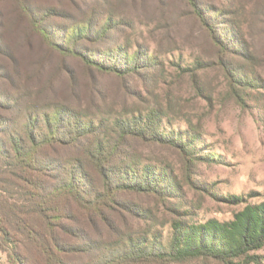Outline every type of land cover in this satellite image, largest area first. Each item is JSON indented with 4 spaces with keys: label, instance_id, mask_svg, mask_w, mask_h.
Listing matches in <instances>:
<instances>
[{
    "label": "rangeland",
    "instance_id": "rangeland-1",
    "mask_svg": "<svg viewBox=\"0 0 264 264\" xmlns=\"http://www.w3.org/2000/svg\"><path fill=\"white\" fill-rule=\"evenodd\" d=\"M40 3L67 15L54 17L49 23L53 26L87 21L93 31L99 29L97 36L80 40L76 50L112 52L120 66L138 54L141 66L115 77L85 67L77 56L58 53L31 32L6 35L0 91L15 103L19 125L28 112L38 116L56 104L96 122L155 111L160 132L180 136L187 144L184 154L180 147L129 140L127 150L135 151L141 163L161 165L172 180H163L162 185H170L167 195H127L125 201L137 212L118 214L117 221L126 222L122 229L145 232L149 238L157 235L166 246L176 220L225 221L246 203L264 200V0ZM6 175L0 164V188ZM11 191L19 196L15 187ZM6 195L0 190L2 199ZM230 195L242 196V201L229 200ZM3 204L0 211L6 212ZM12 237L27 264H44L24 234ZM252 254L264 263V246ZM73 262L89 264L90 256L74 257ZM236 262L257 264L249 258ZM0 264H10L2 250ZM138 264L225 263L199 256Z\"/></svg>",
    "mask_w": 264,
    "mask_h": 264
},
{
    "label": "trees",
    "instance_id": "trees-1",
    "mask_svg": "<svg viewBox=\"0 0 264 264\" xmlns=\"http://www.w3.org/2000/svg\"><path fill=\"white\" fill-rule=\"evenodd\" d=\"M66 16L64 11L42 6L40 0H0V54L4 55L1 47L6 35L23 36L27 31L49 48L77 56L85 67L99 73L122 77L141 66L138 54L130 60L127 57L129 62L125 59L120 66L112 52L76 50L80 40L97 36L99 29L93 31L87 21H73L65 27L49 24L54 17ZM234 96L240 98L237 93ZM14 104L0 91V164L7 172L1 183L5 188L0 190L8 194L5 199L0 196V205L5 201L6 207V212L0 211V250L10 264H27L12 237L17 232L36 247L44 264H75L73 258L81 256H90L89 264H138L199 256L225 264H241L236 261L245 258L264 264L256 254L248 255L264 246V200L246 203L225 221L176 220L166 246L157 235L149 238L145 232L122 229L126 222L117 221L118 214L135 216L137 212L125 201L127 195H167L170 185H162L163 180H172L161 165L141 163L135 151L127 150L129 140L188 152L182 137L160 132L155 111L96 122L85 113L56 104L38 116L28 112L19 125ZM13 186L18 197L13 196ZM241 198L228 197L234 202Z\"/></svg>",
    "mask_w": 264,
    "mask_h": 264
}]
</instances>
